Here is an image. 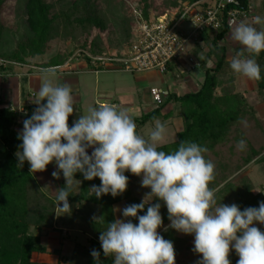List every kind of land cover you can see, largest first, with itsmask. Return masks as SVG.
<instances>
[{
    "label": "trees",
    "instance_id": "16d2710c",
    "mask_svg": "<svg viewBox=\"0 0 264 264\" xmlns=\"http://www.w3.org/2000/svg\"><path fill=\"white\" fill-rule=\"evenodd\" d=\"M200 0H166L162 9L156 0H139L138 7L144 19L149 18V10L156 15L167 10L179 8L182 4ZM238 5H229L231 9L248 11L250 0H238ZM6 0H0V15ZM25 22L27 34L21 38L11 52H0V60L17 62L35 67L50 69L63 66L68 62L69 53L65 49L48 54L49 42L61 33L72 34L74 41L78 31L83 32L85 41L76 43V48H88L93 57L107 56L108 50L98 40V30L107 29V20L102 15L97 0H26ZM232 22L225 20L224 27L218 32L205 31L195 42L193 55L204 69L203 81L197 91L185 94L172 93L156 108L140 115L131 116L137 125V132L146 125H154V118L165 126L174 117L183 120L184 128L177 134L173 142L162 144L158 150L166 153L177 150L182 140L193 141L208 148L205 158L215 164V179L209 187L215 190L217 204H237L241 210L247 207H258L264 201V187L254 192L255 185L251 178L244 174L252 163L264 162V117L258 115L254 105L250 104L244 94L234 88L235 76L226 60V47L221 44L230 31ZM4 25L0 21V44L3 40ZM126 34L130 36L129 26ZM75 35V36H74ZM88 39L89 45L86 43ZM130 43V42H129ZM207 48V49H205ZM85 56L88 64L92 59ZM261 69V79L256 82L257 94L264 101V52L255 57ZM211 61L212 64L207 65ZM94 66V65H93ZM95 67L104 69L105 67ZM173 64L169 67L172 69ZM115 68V67H114ZM118 69V68H117ZM13 71L12 65L0 66V73ZM37 105L28 103L26 114L3 103L0 96V264H48L32 260L34 253L47 252L42 236L49 232H57L62 238L70 239L73 232L86 235V242H75L70 255L60 254L59 264H113L114 257H104L99 236L106 230L108 223L116 219L115 205L124 203V207L141 203L150 192L149 188L141 187V177L125 172L129 183L127 190L116 197L111 194L97 198L91 192L93 185L99 186L100 179L85 180L82 173L77 172L75 179L81 181L74 185L68 197L71 213L57 216L55 193L43 190L42 184L34 173L30 172L27 161L19 167L16 156L21 151L18 131L23 122L20 117L28 119ZM82 115L80 106H74L69 117V126ZM155 126V125H154ZM246 141L244 150L237 148L240 140ZM65 179L61 172L57 189L63 188ZM146 203L161 204L163 226L158 229L160 235L174 244L176 264H197L184 261L183 252L186 247L194 248L191 242L194 235H186L168 227L167 208L163 201L146 197ZM153 199V200H152ZM149 204L138 215H144ZM62 206V205H61ZM93 217L98 218L94 220ZM133 223H138L135 218ZM167 228V231H165ZM95 249L101 253L97 260L91 256ZM231 264L237 258L229 256Z\"/></svg>",
    "mask_w": 264,
    "mask_h": 264
},
{
    "label": "clouds",
    "instance_id": "9594fccd",
    "mask_svg": "<svg viewBox=\"0 0 264 264\" xmlns=\"http://www.w3.org/2000/svg\"><path fill=\"white\" fill-rule=\"evenodd\" d=\"M254 24H264V20L256 16L252 23L240 21L229 26L230 39L240 45L230 58V68L241 77L258 81L261 69L255 57L264 52V29L258 30ZM46 72L54 76L51 69ZM33 102L37 107L23 121L18 135L22 140L21 151L16 153L18 166L27 161L30 172L36 173L55 162L58 171L52 172L53 178L59 179L62 172L65 179L64 187L54 191L57 216L71 213L69 193L81 183L74 178L77 172L85 180L100 179V185L90 189L100 198L122 195L129 183L127 171L141 177V187L150 189L146 197L164 202L168 227L194 235L193 251L201 256L197 264H231L233 249L239 257L236 264H264V232L256 226L257 222L264 225V201L244 210L235 203L217 204L215 190L209 187L215 179V164L205 158L207 147L182 140L177 150H158L166 142V127L159 119L154 118L155 126L145 138L138 134L126 110L110 104L89 107L70 127L76 101L68 83L43 80ZM245 147L246 141H238L239 150ZM145 198L124 207V219H115L101 231L103 255L114 257L113 264H176L173 242L158 232L163 226L161 204L146 203ZM146 204V213L138 215ZM100 255L91 251L94 260Z\"/></svg>",
    "mask_w": 264,
    "mask_h": 264
},
{
    "label": "rangeland",
    "instance_id": "374dc122",
    "mask_svg": "<svg viewBox=\"0 0 264 264\" xmlns=\"http://www.w3.org/2000/svg\"><path fill=\"white\" fill-rule=\"evenodd\" d=\"M25 1L26 0H6L5 6L3 9L2 14L0 15V21L4 25V33H3V40L0 44V52H11L14 50L18 44V42L21 40L22 37H24L28 30L25 22V13H24V7H25ZM98 5L100 7V11L102 15L107 20V29L105 31L98 30V40L105 46V48L108 50V55L111 56L112 54H116L117 56L120 55V52L122 49L127 45L130 44L133 40L132 35V23H133V14H132V8L131 5L138 4L139 0H97ZM166 2V0H156V4L159 6L160 9H162L163 4ZM153 13L155 11L151 9ZM244 20V19H243ZM234 23V22H232ZM129 26L130 36L126 34V28ZM182 27L184 28V31L190 32L193 28L192 24L189 21H184L182 23ZM72 34H64L61 33L60 35H57L56 38L51 40L49 42V48H48V54L45 56V59L49 58L52 54L56 52H60L62 49H65L67 53H69L68 61L69 67L70 65H74L75 68H71V72L64 73L65 70H68L66 66H60V67H53L51 70L54 72V76L49 75L45 68L44 71L40 72L41 77L43 80L45 79H51L54 84L62 85L65 82V79L67 75L73 76L74 78H78V81L80 82V91L79 94L81 96V101L83 102V112L84 114H87V110L89 107H98L101 102H105L107 104H113V102H116L118 104V110L123 109L126 110L130 116H139L143 113L147 112L146 110H150L152 107L146 106V102L143 100V103L141 102L143 98L149 94L152 95V90L155 87H158L159 85H162V82L151 83L150 89L142 90L141 97L137 96V93H132V95H124L123 92L119 90V88L124 87L126 83H132V78L130 74L124 73V72H103L101 70V73L97 74L95 76V67L91 64H88L86 61L85 56L88 57V48H80L77 49L76 43H83L85 41V38L83 36V32L80 33L78 31L75 35L76 38H78L76 41L73 40L71 37ZM74 35V36H75ZM88 39H86L87 41ZM89 40L86 42L89 45ZM130 42V43H129ZM193 42L188 43V47L191 46V50H194L196 47V44ZM186 57H188V53L185 54ZM195 58H198L197 55H194ZM86 66H83V65ZM116 65V64H115ZM14 68H18L20 70H31L25 66H13ZM187 68V67H186ZM73 69V70H72ZM64 70V71H63ZM69 70V71H70ZM188 74H202L204 69L203 68H196V69H188ZM74 71V72H73ZM105 71V70H104ZM134 74H139L138 72H134ZM204 74V73H203ZM160 78L163 79V75L159 74ZM24 81V80H22ZM255 81H253L254 83ZM22 85L24 86L23 90H27L26 84L23 82ZM96 86L98 87L96 90ZM119 90V91H117ZM32 91V90H31ZM30 91V92H31ZM33 92V91H32ZM116 92V93H114ZM110 93L114 94L113 96H110ZM37 94V92H35ZM117 94V95H115ZM122 95V96H121ZM110 96V98H109ZM251 103H259L260 98L258 96H254L253 99L250 100ZM133 102V105L130 106L129 103ZM46 103V101H44ZM134 106L136 109H134ZM147 108V109H145ZM262 113L261 116L264 117V108L261 109ZM154 127L149 125H146L145 128L142 131V136L146 137V133H150L153 130ZM175 128L176 126L168 128L166 131V142L169 140H173L175 136ZM173 136V138H172ZM172 138V139H171ZM92 149L88 151V154L91 155ZM55 162L49 164L48 166L51 168L50 172L47 174H44L40 178V183L42 184L43 190L46 192H49L50 194H54L55 188L53 189L49 185L50 182H53L55 178L52 176L53 171H58V167H54ZM53 165V166H52ZM52 166V167H51ZM54 167V168H53ZM249 177L253 181V183L258 187L261 184L264 185V162H260L257 164H254L249 169ZM51 188V189H50ZM123 206V203L118 205V209ZM256 226L261 229L262 232H264V225L256 223ZM84 242V241H83ZM230 254L239 259V257L236 255L235 250L233 249ZM199 255V254H198ZM182 259L184 258V261L188 262L189 260H200L201 256H182Z\"/></svg>",
    "mask_w": 264,
    "mask_h": 264
},
{
    "label": "crops",
    "instance_id": "0c3cea01",
    "mask_svg": "<svg viewBox=\"0 0 264 264\" xmlns=\"http://www.w3.org/2000/svg\"><path fill=\"white\" fill-rule=\"evenodd\" d=\"M250 2L253 5V12L251 13V15H249L247 18H245L242 21H245L247 23H252L253 18L256 16H260L262 20H264V0H250ZM234 23H238V22H234ZM253 26L256 27L258 30L264 29V24H254ZM230 31L226 34L224 40L221 42V44L226 47V60L227 61H230V58L233 55H235L236 52L240 49V45L234 43L230 39ZM187 53H188V56L191 55L194 57L193 50H191V46L187 48ZM210 64H212L211 61H209L207 65H210ZM83 66H86V65L84 64ZM71 68H75V66L73 64L70 65V68H68V70H65V71L63 70L64 73L71 72L70 70ZM101 70H103V72H109V71L110 72H120L121 71V72L130 74L132 78V83L131 84L126 83L124 87L119 88V90L123 92L124 95H128V94L132 95V93L136 92L137 96L141 97V99L143 95L141 96L140 93L146 89H150L151 83L155 84L156 81L162 82L161 86L159 85L158 87H155L152 90L151 96L147 94V96L143 98L141 101L142 103H143V100L146 102L145 107L151 106L152 108L150 110L156 108L161 102H163L167 98L169 94L176 93L180 95V94H185L191 91H197L201 86V83L203 81V76H204L203 74L204 71L202 74H198V75L188 74V70L183 62L174 63L172 69H170L166 73H160L157 71H145V72H138L139 74H134V72L120 69L119 65L117 64L115 68L108 67L104 69L93 70L95 71V76H97L99 72L101 73ZM42 71H44V69H42L41 67H36L31 70H20L18 68H14L12 72L0 73V96L3 100V103L17 111L23 110L25 105L28 103H34L33 100L36 97L35 92L39 90V85L43 81L41 77V73H40ZM159 74L163 75V79L160 78ZM234 76H235V82H234L235 91L244 94L248 102L255 106L258 115L261 116V113H262L261 109L264 108V101H261L260 99V102L257 104L251 103L250 101L251 99L254 98V96H258V98H260L259 95L257 94L256 82L253 83L252 80H248L247 78L241 77L235 73H234ZM23 82L27 86L26 91L23 90L24 88V86L22 85ZM65 82L72 86V95L74 96V99L76 101L74 106H77V107L80 106L81 112L83 115L84 114L83 102L81 101V96L79 94L80 82L78 81V78H74L73 76L67 75ZM97 88L98 87L96 86V90H98ZM113 95L114 94L110 93V96H113ZM101 103H105V102H101ZM113 104H116L117 109H118V104L116 102H113ZM129 105L132 106L133 102L129 103ZM134 109H136L135 106H134ZM150 110H146V111L148 112ZM150 126L154 127V125H150ZM173 126L177 127L175 128V136L174 138L172 136L173 140H169L168 142H165L164 144L173 142L177 139V134L180 131H182L184 128L183 120L178 117L171 118L167 122V125L165 126L166 131L168 130V128L173 127ZM144 128L145 127L141 129V135H142V131ZM17 129L18 131L22 132L23 123L19 127H17ZM149 134L150 133H146V137H148ZM0 148H1V144H0ZM90 149L91 148H89L88 151ZM254 164H257V163L250 164L246 168L244 174L249 176V169ZM54 167H56V165H54ZM50 169L51 168L47 166V169L45 171L34 173L36 178L39 180V182H40V178L44 174H47L50 172ZM58 181L59 179H55L53 180V182H50L49 185L52 184L53 186L51 187L57 190ZM263 187L264 185L262 184L258 187L255 185L254 192L255 193L258 192ZM120 204L121 203L115 205L114 207L116 219L117 218L124 219L122 215V209L124 208V203H123V206L119 208L118 210V205ZM86 237L87 236L83 235L82 233L73 232V234H71L70 239L69 238L64 239L57 232H49L48 234H45L42 236V242L46 246L47 252L34 253L32 255V260L37 261V262H42V263H48V264H59L60 254L65 255V256L70 255L74 249L75 242L85 243ZM191 242L194 244V237L192 238ZM55 250H60V254L55 253L54 252ZM183 254L185 256H194V255L199 256L197 253L193 251L192 247H188V248L186 247ZM198 261L199 260L194 259V260H189L188 263H196Z\"/></svg>",
    "mask_w": 264,
    "mask_h": 264
},
{
    "label": "built area",
    "instance_id": "2783aa9c",
    "mask_svg": "<svg viewBox=\"0 0 264 264\" xmlns=\"http://www.w3.org/2000/svg\"><path fill=\"white\" fill-rule=\"evenodd\" d=\"M238 5V0H200L194 3L182 4L179 8L165 11L156 15L149 10V18H143L138 4L131 5L133 14L132 35L133 40L127 44L120 55L93 57V65L96 67H116L131 72L157 71L166 73L169 67L176 62H183L188 69H196L201 63L193 56L186 57L188 43H195L205 31L218 32L224 27L225 20L239 22L247 18L253 12L250 4L248 11L231 9L229 5ZM184 21H189L193 28L185 32L182 27ZM70 61L64 64L69 67ZM116 64V65H115ZM25 66L29 69L35 66L17 62L0 60V66ZM107 104V103H100ZM99 104V105H100ZM115 105L116 104H111ZM26 114V110H20ZM23 122V118L18 119Z\"/></svg>",
    "mask_w": 264,
    "mask_h": 264
}]
</instances>
